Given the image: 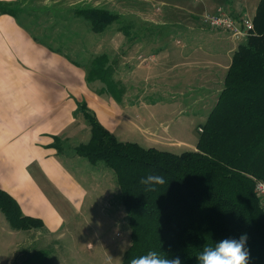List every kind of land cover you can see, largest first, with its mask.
Returning <instances> with one entry per match:
<instances>
[{
	"label": "crops",
	"instance_id": "crops-1",
	"mask_svg": "<svg viewBox=\"0 0 264 264\" xmlns=\"http://www.w3.org/2000/svg\"><path fill=\"white\" fill-rule=\"evenodd\" d=\"M33 1H38V4H33ZM59 1L65 0H52L53 5L49 6L45 0H0L1 8L14 10V14L0 11V189L18 202L23 215L42 221L43 225L38 228L39 235L45 236L51 242L57 240L56 235L61 228L69 226L79 217L81 220L86 217L91 208V197L96 192L95 188L102 182V179L95 177L94 171L102 169V176L108 174L102 167L95 168L97 163L90 164L92 168L86 166L73 150L76 145L86 142L90 137V126L80 110V105L91 110L101 125L118 140L136 142L142 147H155L172 153H175L172 151L174 147L191 146L185 140L173 136L168 125L172 119L160 121L155 118L153 112L147 116L140 115L135 108L138 97L130 101L122 98L126 88L121 101H116L107 93H98L99 87H94V83L99 81H87L90 64L66 53L62 47L47 39L45 28L47 25L53 26L55 19L46 20L37 16L45 13L48 7H61L58 5ZM90 1L92 4L88 3ZM104 1L68 0L65 2V9L104 8ZM227 5L229 7H223L232 15H237L238 12L234 13L233 10L235 7L231 3ZM205 11L209 12L205 9L193 13V19L170 23L180 25V30L194 29L206 32L212 39L223 40V29L209 28L200 22V15ZM130 39L128 34L122 32L117 36L121 46L129 47L132 43L140 42L134 45V53L139 65L144 64L146 60L141 58V49L146 44L154 46L157 37L151 35L148 40L133 37V42L128 44ZM238 43L226 50L223 63L216 57L219 51H215L212 56V60L216 61L215 66L210 68L219 69L221 74L228 69ZM99 46L100 43L98 48ZM185 49L186 47L182 46L177 52L170 53L165 48L164 51L158 52V55L150 53L149 56L155 62L160 60L156 65L163 67L167 73L175 72L179 67L180 71L186 69L188 75L191 67L200 69V60L206 57L209 48L201 50L198 46L193 54V61L187 59ZM182 53L183 56L178 57L181 61H175L174 56ZM123 56L122 61L117 63L118 69L121 64L126 65V62H129L128 53ZM168 59L169 63L164 65ZM202 69L205 70L206 67ZM223 80L224 77L218 76L217 84H213L214 89H209L215 90L212 106L223 88ZM182 81L190 84L185 75L180 76L177 83ZM181 91L182 89L173 88L170 93L151 98L150 104L156 108L166 106V102L173 103L176 106L174 109L177 108V111H174L177 115L183 111L184 106H188L184 101L191 100H182L185 96ZM204 97L205 95L202 97L196 94L192 101H203ZM181 121L178 120L176 127L173 126L177 133L182 130L179 125ZM195 145H192L190 150L195 149ZM1 230L5 231L6 235L14 231L12 227L7 226ZM26 231L30 235L31 230ZM30 243L29 237L22 243H16V247L22 248L21 260L31 251ZM10 244L12 248L15 243L10 241ZM1 258L0 255V260ZM56 259L51 253L47 264H57ZM14 262L15 252L12 250L10 261L5 264Z\"/></svg>",
	"mask_w": 264,
	"mask_h": 264
},
{
	"label": "trees",
	"instance_id": "trees-1",
	"mask_svg": "<svg viewBox=\"0 0 264 264\" xmlns=\"http://www.w3.org/2000/svg\"><path fill=\"white\" fill-rule=\"evenodd\" d=\"M0 11L14 14L11 8ZM73 13L88 20L94 32L120 18L101 7H77ZM252 22L250 34L232 53L223 88L198 127L195 149L172 153L118 140L80 105L90 137L73 150L114 172L130 229L122 264L152 250L179 257L182 264H198L196 256L205 245L242 234L248 237V264H264V205L254 189L255 180L264 179V0L258 1ZM106 62L105 54L95 56L87 81L111 84ZM148 174L163 175L166 183L145 192L139 180ZM0 212L14 229L43 225L23 215L2 189ZM49 256V250L33 249L19 264H47Z\"/></svg>",
	"mask_w": 264,
	"mask_h": 264
},
{
	"label": "rangeland",
	"instance_id": "rangeland-1",
	"mask_svg": "<svg viewBox=\"0 0 264 264\" xmlns=\"http://www.w3.org/2000/svg\"><path fill=\"white\" fill-rule=\"evenodd\" d=\"M49 1L46 5H53L54 2L52 0ZM258 1L105 0L104 8L119 14L120 18L107 26L102 32L92 31L89 21L84 17L74 15L73 8L65 9V5H67L65 2H68V0L59 1L58 5L61 7L52 6L46 8L47 11L37 17L46 20L55 19L56 23L53 26L47 25L45 28L47 39L52 40L55 45L62 47L66 53L75 56L81 61H85L88 65L95 56L105 54L107 62L103 65V68L109 65L108 74L111 76V84L107 80L105 82L98 79L99 83H94V87H99L98 93H107L118 101L123 96L126 88L122 98L125 97L126 100L130 101L138 97L139 99L135 101V108L138 109L140 115L147 116L150 112H153L155 118L160 121L172 119V122H168V125L171 127L170 131H172L173 136L176 139L185 140L191 145L172 149L173 152L180 153L190 150L192 145L196 144L199 136L198 127H202L213 107L215 90L209 89H214L215 85L213 84H217L218 76L223 78L227 72L226 69L221 74L219 69L210 68L215 66L216 62L212 60L213 53L219 51V55L217 54L216 57L219 58V62L223 63L225 61V55L223 54H226V50L232 45H236L238 41L233 40L227 32H224L226 39L216 40L210 38L206 32L194 29L192 31L180 30V25H171L170 22L187 18L193 19V13L204 11L205 9L213 12L220 6H228L227 3H231L235 7L233 8L235 10L234 13L238 12L236 16L245 15L248 18H252ZM88 3L92 4V1ZM33 4L37 5L38 1H33ZM231 9L232 7H230ZM150 20L152 21L150 22ZM121 32L131 37L128 44L133 42V37L145 38V40H148L151 35L157 37L154 46L152 45L151 47L146 44L141 49V58L146 60L144 64L139 65V60L134 53V45L136 46L140 42H137V44L132 43L129 47L126 44V46H121L117 40V36ZM74 40L78 42L76 43ZM98 43H100L99 48ZM182 46L186 47L184 53H187L189 61L194 60L193 54L198 46L201 50L209 48V51H206L209 59L207 55L201 58L200 69L191 67L188 75H186V69L180 71L179 67L175 72L167 73L163 67L156 65L160 63V60L155 62L149 56L150 53L158 55L157 53L164 51L165 48L170 53H175ZM139 51L138 49L137 52ZM220 52L223 56L220 55ZM126 53L129 55V62L127 61L126 65L121 64L118 69L117 63L122 61L123 54ZM184 53L176 54L174 60L181 61L178 57L183 56ZM169 60L164 65L168 64ZM202 67H206V69L203 70ZM182 75H185L186 79L190 81L189 86L185 81L177 83V80ZM96 80L89 82L92 83ZM173 88L182 89L180 93L185 96L182 100L191 99L187 102L184 101L188 106H184L181 113L176 115L174 111H177V108L174 109L176 106L170 102H164L167 104L164 107L154 108L151 106V98H157L163 93H170ZM112 90H116V96L112 93ZM196 94L202 97L205 95L204 100L201 101L200 99L199 102L198 100L192 101L193 97L196 98ZM165 100L172 101L169 99ZM137 101L142 104L139 105ZM178 120H182L181 124H179L182 130L179 133L173 129V126L176 127L178 124ZM80 158L86 166L91 167L92 164L84 157L80 156ZM100 167L109 175L104 174L102 176V169L94 171L95 177L102 179V182L104 180V183L100 182L99 186L95 188L96 192L91 197V199L93 198L91 200V208L86 217L83 220L79 217L77 221H73L69 226L61 228L59 234L56 235L57 240L54 242L49 241L45 236H40L39 227L29 228L31 230L29 232L30 235L24 229H17L18 231H16L14 228L12 234L8 233L6 235L1 228L6 226L8 228L10 225L4 216L0 214V218H2L0 219V255L2 257L0 264L10 261L12 250L15 252L14 264H19L22 258V248L20 246L16 247V243H22L27 237L31 240V250L37 248L50 250V254L52 253L57 258V264H122L124 251L130 244L128 218L120 201L114 172L102 162H97L95 168ZM10 241L15 243L12 248Z\"/></svg>",
	"mask_w": 264,
	"mask_h": 264
},
{
	"label": "clouds",
	"instance_id": "clouds-1",
	"mask_svg": "<svg viewBox=\"0 0 264 264\" xmlns=\"http://www.w3.org/2000/svg\"><path fill=\"white\" fill-rule=\"evenodd\" d=\"M49 0H45L47 4ZM139 183L145 192L156 191L157 186L166 183L165 177L159 174H148L140 178ZM247 234L239 239L225 238L215 241L213 245H205L196 256L198 264H248L249 251L246 248ZM130 264H182L179 257L169 258L162 251H149L144 255L132 257Z\"/></svg>",
	"mask_w": 264,
	"mask_h": 264
},
{
	"label": "built area",
	"instance_id": "built-area-1",
	"mask_svg": "<svg viewBox=\"0 0 264 264\" xmlns=\"http://www.w3.org/2000/svg\"><path fill=\"white\" fill-rule=\"evenodd\" d=\"M199 19L203 25L209 28L223 29L233 40L238 42L243 41L253 29L252 18L245 15H232L222 6L213 12H204ZM254 189L260 202L264 205V179H256Z\"/></svg>",
	"mask_w": 264,
	"mask_h": 264
}]
</instances>
